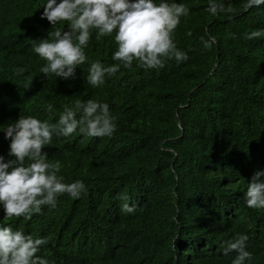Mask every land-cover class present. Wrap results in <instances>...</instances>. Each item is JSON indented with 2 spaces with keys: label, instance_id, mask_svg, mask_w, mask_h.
Instances as JSON below:
<instances>
[{
  "label": "trees",
  "instance_id": "obj_1",
  "mask_svg": "<svg viewBox=\"0 0 264 264\" xmlns=\"http://www.w3.org/2000/svg\"><path fill=\"white\" fill-rule=\"evenodd\" d=\"M161 2L189 9L173 34L188 59L158 69L134 60L92 87V63H119L115 33L97 40L93 31L74 79L45 78L34 47L67 22L53 27L41 18L47 0H0V156L11 159L3 130L18 112L55 124L63 107L91 99L116 118L111 137L77 129L53 134L42 149L61 164L63 182L82 181L86 193L60 194L28 220H9L0 206V227L48 241L37 255L49 264H232L237 254L223 249L239 234L252 254L245 264H264V209L243 199L252 175L264 171V36L246 38L264 31V5L245 10L247 0H217L233 12L212 16L209 0H154ZM201 37L215 42L205 48ZM124 203L135 212L121 211Z\"/></svg>",
  "mask_w": 264,
  "mask_h": 264
},
{
  "label": "clouds",
  "instance_id": "obj_2",
  "mask_svg": "<svg viewBox=\"0 0 264 264\" xmlns=\"http://www.w3.org/2000/svg\"><path fill=\"white\" fill-rule=\"evenodd\" d=\"M260 5H264V0H247L244 8ZM42 7L41 18H46L53 27L67 22V30L56 28L47 38L38 40L34 47V52L46 61L40 69L45 78L54 75L61 80L74 79L75 70L86 60L84 49L93 31L97 40L115 33L117 50L112 59L119 63L107 67L100 62L92 63L87 76V83L92 87L103 85L105 77L113 76L121 65L131 68L134 60L145 69H158L164 67L166 60L182 62L188 59L173 40L181 17L189 15V9L183 4L161 2L157 5L154 0H47ZM205 10L212 16L233 12L231 5L225 6L217 0H209ZM16 14L9 13L7 17L14 19ZM20 22L19 30L26 25L22 20ZM187 34L190 36L191 32ZM261 36L264 31L254 30L246 38L251 40ZM201 40L205 48H211L215 42L214 37L207 41L201 37ZM24 72V68H19L15 74L20 76ZM19 103L20 100L15 99L13 109H17ZM47 111H52L51 104ZM18 113L19 118L3 130L4 138L10 140L8 156L11 159L0 156V206L7 219L23 217L28 220L34 213H40L42 206H54L60 194L79 198L87 191L82 181L64 183L57 175L61 169L59 161L49 163L47 153L42 152L52 143L53 134L69 137L79 129L88 137H111L116 130V118L110 114L107 103L91 99L63 107L55 124ZM119 198L130 199L126 195ZM243 199L250 209H264V171L252 175ZM135 209V204L121 206V211L127 214H133ZM247 241V235L239 234L226 242L223 255L235 252L237 255L232 264H245L252 257L246 250ZM47 243L45 238L34 239L30 234L14 231L11 226L0 227V264H49L47 259L37 255Z\"/></svg>",
  "mask_w": 264,
  "mask_h": 264
},
{
  "label": "water",
  "instance_id": "obj_3",
  "mask_svg": "<svg viewBox=\"0 0 264 264\" xmlns=\"http://www.w3.org/2000/svg\"><path fill=\"white\" fill-rule=\"evenodd\" d=\"M179 126H180V124H179Z\"/></svg>",
  "mask_w": 264,
  "mask_h": 264
}]
</instances>
